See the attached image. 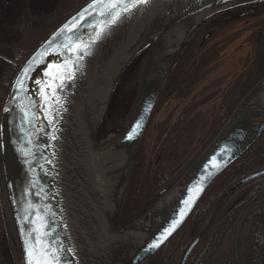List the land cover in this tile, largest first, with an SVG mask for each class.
Segmentation results:
<instances>
[{
    "label": "water",
    "instance_id": "water-1",
    "mask_svg": "<svg viewBox=\"0 0 264 264\" xmlns=\"http://www.w3.org/2000/svg\"><path fill=\"white\" fill-rule=\"evenodd\" d=\"M250 1L255 0H84L20 63L6 59L16 70L0 111V184L20 264H145L182 229L215 180L264 133V76L179 181L158 193L162 199L111 234L120 196L165 74L185 37L165 72L152 81L148 77L150 53L159 39L179 27L191 24L189 31L219 9ZM112 3L117 8L110 11ZM116 12L119 16L113 21ZM149 43L152 45L131 117L117 147L111 149L124 148L126 162L119 165L122 174L117 180L115 201L104 207L95 188L100 178L94 177L98 171L95 155L100 153L96 149L97 129L122 69ZM140 45L121 65L103 101L99 91L117 59L130 47ZM65 62L75 65L71 78L58 72ZM111 150L107 154H112ZM112 164V158L102 164L104 173H111ZM263 175L264 169L259 170L227 189L209 212L181 264L188 263L228 199ZM110 178H114L112 174ZM102 211H108L105 217ZM157 212L161 219L146 226L145 220ZM106 229L115 239L106 238ZM144 229L147 232L141 235Z\"/></svg>",
    "mask_w": 264,
    "mask_h": 264
},
{
    "label": "rangeland",
    "instance_id": "rangeland-1",
    "mask_svg": "<svg viewBox=\"0 0 264 264\" xmlns=\"http://www.w3.org/2000/svg\"><path fill=\"white\" fill-rule=\"evenodd\" d=\"M256 1L258 2L253 3L252 7L263 8L264 2L261 1L264 0ZM65 5L66 0H0V83H2L1 78L3 82L5 81L3 75L7 70H9V68H7L9 67V63L12 64L6 60L10 59V57L9 50L5 44L7 41H10L17 36V33L15 32V25L21 19L22 10L24 8H29L34 17V25L37 30H44L49 27H53L63 19L62 17L66 8ZM210 15L212 14H209L204 19L199 21L195 27L187 32L183 43L184 45L188 38H191V34L201 30V27L206 26V28L208 27L211 29L212 35L204 45H201V42H199L198 46L193 44L191 48L188 47L185 51L186 55L183 65L189 68L193 62L201 59L204 64L199 72L193 73V70H190L187 73L188 69H180L177 71V68L175 67L176 62H174L177 54H175L165 74L164 80L166 79L165 81H167V84L164 90L161 89V96L159 97L160 102L163 103L165 98L170 93H175V100L155 124L158 102L156 104L155 111L152 114L136 155V158L138 155H142L143 169L141 170L144 172L146 170L152 171L156 167L158 152L154 155V144L158 133V127H160V125H172L175 118L185 108L196 104L199 106V111L201 112L200 114L204 122L209 123L213 117V110H215L216 106L220 104L219 102L227 95L226 92L229 89H233L239 84L249 87V85L255 81L254 84H252L249 89L244 92L246 95L261 78L260 76L262 73V76H264V27L255 28L252 31H246V33H244V22H241L240 20H238L239 23L237 24L226 22L224 25L225 27L216 25L213 26L211 22L210 25L206 23L202 26V23L207 21L208 18H210ZM260 20L264 24V15L260 18ZM234 27L236 28L232 30ZM249 27L250 25L247 26V28ZM227 29L233 31V33L228 34L229 31H227ZM151 45V43L147 44L128 61L113 86L112 92L106 102L96 134V149L100 153H107L108 150L116 148L124 134L126 125L131 117L133 108L132 105H134V101H136L138 95V90L146 68V63L148 61L147 53L150 50ZM15 70L16 67L14 68V72ZM243 73H245V76L238 78L239 74L241 75ZM1 89L3 88L0 84V90ZM7 90L8 87L6 89L5 96L7 94ZM241 95L242 97L244 96V94ZM242 97L237 102V105L244 98ZM1 107L2 105L0 106V110ZM235 110L236 108L234 111ZM234 111H232L230 117ZM200 139V143L203 144V142H208L211 139V136L205 137L204 135H201ZM208 145L203 150V147H200L202 152L198 155V157L203 153ZM180 171L181 170L177 171L175 176H178L179 174L181 175L182 173H180ZM141 175L143 176V174H140L136 177L134 181L135 186H137L142 178ZM127 184L128 181L125 185L124 191L122 192L121 202L126 195L125 190H127ZM163 188H161L152 197L154 201V205L152 207H150L152 203L144 206V208H149L146 212L151 210L158 203V199L160 198L158 193ZM262 192H264V190ZM263 194L258 195V198H256L258 200L254 204L250 205L249 209L258 210L262 208L261 202L264 200ZM120 208L121 203L119 204L118 210L115 214L114 226L111 234H116L121 230L120 228L122 226L125 224L128 225L129 223L137 220V218L130 221L122 219ZM206 218L198 229L197 234L203 226ZM195 231L196 228L187 232L184 239L186 237H192ZM19 256L13 228L11 226L10 219L8 218L4 192L0 184V264H20Z\"/></svg>",
    "mask_w": 264,
    "mask_h": 264
},
{
    "label": "trees",
    "instance_id": "trees-1",
    "mask_svg": "<svg viewBox=\"0 0 264 264\" xmlns=\"http://www.w3.org/2000/svg\"><path fill=\"white\" fill-rule=\"evenodd\" d=\"M83 1L66 0L62 18L74 11ZM57 24L44 30H37L31 10L24 8L20 21L15 25L17 36L5 44L10 59L15 62L21 61ZM7 68L9 70L3 75L5 81L3 82L1 78L2 83H0L3 88L0 90V106L15 67L9 63ZM238 101L235 104L223 101L216 106L209 123L204 122L196 104L185 108L172 125L162 124L158 127L154 144V155L158 152L156 167L152 171L144 172L141 170L142 155H138L135 159L125 190L126 195L122 202L120 201L122 219L130 221L144 213L149 209L144 206L150 203H152L150 207L154 205L152 197L161 188L177 182L216 136ZM201 135L211 136V139L202 144ZM200 147H203L202 150ZM262 169H264V133L240 159L215 180L183 228L146 264H181L187 248L218 198L238 180ZM179 170L182 174L175 176ZM140 174L143 176L141 175L142 178L135 186L134 181ZM263 190L264 175L239 188L215 216L187 264H264V202L261 209H249V206L258 200L256 199L258 195H262ZM194 228H196L194 235L184 239L186 233Z\"/></svg>",
    "mask_w": 264,
    "mask_h": 264
},
{
    "label": "bare ground",
    "instance_id": "bare-ground-1",
    "mask_svg": "<svg viewBox=\"0 0 264 264\" xmlns=\"http://www.w3.org/2000/svg\"><path fill=\"white\" fill-rule=\"evenodd\" d=\"M191 25V24H190ZM188 25V26H190ZM187 25L181 26L175 31H173L171 34L167 35L166 37L159 39L158 42L155 43V47L150 53V58H151V66L149 68V80H156L158 77H160L166 70L169 60L171 59L172 54L174 51L178 48L179 44L182 42L184 37L187 34ZM155 39V38H152ZM151 41V40H149ZM134 44V43H133ZM132 46V45H131ZM130 47L127 51L122 53L120 57L117 59V62L115 65L112 67V70L109 74V76L106 77L105 81H103L101 89L99 93H102V100L106 101L107 96L109 95V92L111 90V84L118 75L119 70L121 69V65L126 62L130 57L136 53L140 47ZM111 153H98L95 155V161H96V166L98 168V171L94 173V177L100 178L99 182H96L98 185V188L96 190L98 191L101 199L102 205L105 204L104 207H107L109 204H112L115 201V196H116V184L117 180L122 174L120 171L121 167L119 166L120 164H125L126 162V157L127 154L125 152L124 148H118L116 150H111ZM111 154V155H110ZM111 156V157H110ZM109 158H112V167H111V173H107L103 171L102 164L106 162ZM98 161V162H97ZM100 167V169H99ZM116 167V169H115ZM93 169L94 166H92L91 171H92V176H93ZM114 177L113 179L110 178V175ZM110 210V209H109ZM103 216L105 217L108 213V211H102ZM160 214L157 213H152L146 220V226L150 227L151 225L155 224L157 221H159ZM147 232V229L142 230V234H145ZM106 238L108 239H115L114 237L108 236L107 235V229L105 231ZM127 236V235H126ZM133 236V235H132ZM127 238V237H126ZM120 240V239H119ZM115 241V240H112ZM106 243V242H104ZM108 243V242H107ZM106 245V244H104Z\"/></svg>",
    "mask_w": 264,
    "mask_h": 264
},
{
    "label": "flooded vegetation",
    "instance_id": "flooded-vegetation-1",
    "mask_svg": "<svg viewBox=\"0 0 264 264\" xmlns=\"http://www.w3.org/2000/svg\"><path fill=\"white\" fill-rule=\"evenodd\" d=\"M257 2L258 1L246 2L243 4H238V5L219 9V10L215 11L214 13H212V15H210V18H208L207 21H204L202 23V26H204L206 23H208V25H210V22H211L213 24V26L216 25V26H220V27H225L224 25L226 24V22H231V23L237 24V23H239L238 20H240L241 22H244V25H243L245 27L244 33H246V31H252L255 28L256 29L262 28V27H264V24L261 22L260 18L263 17V15H264V6H263V8H257V7L253 8L252 7L253 3H257ZM261 2H264V1H261ZM248 25H250L249 28H247ZM235 28L236 27L232 28V30H234ZM200 29L201 30L197 31L196 33L191 34L190 35L191 38H188L187 42L184 45H182L181 48L179 49V51L177 52V55H176L175 61H174V62H176L175 67L177 68V71L180 69H188L187 73L190 70H193V73L194 72L198 73L199 70L202 68L204 63L202 62L201 59L193 62L189 68H187V66L183 65L185 55H186V53H185L186 49L188 47L191 48L193 46V44L198 46L199 42H201V45H204L206 43V41H208L210 36L212 35L211 29L208 27L206 28V26H204V27H201ZM204 30H205V32H204ZM227 31H229L228 34L233 33V31H231V30L227 29ZM262 75H263V73L261 74L260 77H262ZM243 76H245V73H243L241 75L239 74L238 78H241ZM165 80L162 84V88H161L162 90H164V88L167 84V81H165ZM254 82L255 81H253L252 84H254ZM252 84H250L249 87ZM249 87L248 86L246 87L243 84H239L235 88L229 89L226 92L227 95L219 103H222L223 101H228V102H231L232 104L233 103L235 104V102L241 98V94L246 92L249 89ZM160 96H161V91L159 93L158 100H157L158 104L156 102L158 111L156 112V115H155V124L158 121V119L162 116V114L165 113V111L171 106L172 102L175 100V93H170L165 98L163 103L160 102V99H159ZM209 99H210V96H209ZM163 107H164V109H163ZM162 109H163V111L161 113V116L159 118H157V114L160 113V111Z\"/></svg>",
    "mask_w": 264,
    "mask_h": 264
},
{
    "label": "snow or ice",
    "instance_id": "snow-or-ice-1",
    "mask_svg": "<svg viewBox=\"0 0 264 264\" xmlns=\"http://www.w3.org/2000/svg\"><path fill=\"white\" fill-rule=\"evenodd\" d=\"M97 2H99V0H97ZM109 10H114L117 8V4L116 3H112L109 6ZM119 16V13L116 12L115 15L113 16V21H115V19ZM73 51H76V49H73ZM75 65L74 64H69L67 62H65L64 65H61L58 67V72H63L65 74L66 78H71L72 75V71L74 69ZM25 72H27V69H25ZM55 79V77H54ZM39 83V82H38ZM53 95H55V88H53ZM129 138H131V136H129ZM156 246V245H153ZM29 255L31 256V252L29 253Z\"/></svg>",
    "mask_w": 264,
    "mask_h": 264
}]
</instances>
